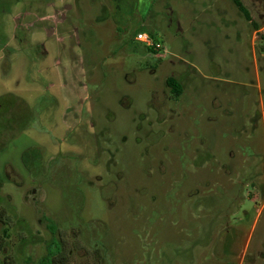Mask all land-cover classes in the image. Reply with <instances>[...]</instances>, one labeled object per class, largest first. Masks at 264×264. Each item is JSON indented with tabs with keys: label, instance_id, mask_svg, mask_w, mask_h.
Returning a JSON list of instances; mask_svg holds the SVG:
<instances>
[{
	"label": "rangeland",
	"instance_id": "1",
	"mask_svg": "<svg viewBox=\"0 0 264 264\" xmlns=\"http://www.w3.org/2000/svg\"><path fill=\"white\" fill-rule=\"evenodd\" d=\"M241 2L0 0V264H264V0Z\"/></svg>",
	"mask_w": 264,
	"mask_h": 264
},
{
	"label": "trees",
	"instance_id": "2",
	"mask_svg": "<svg viewBox=\"0 0 264 264\" xmlns=\"http://www.w3.org/2000/svg\"><path fill=\"white\" fill-rule=\"evenodd\" d=\"M232 2L234 3V5L238 8V10L243 12V15L245 17V19H248V21H251V18L249 16L248 11L246 10L245 6L243 5V3L241 2V0H232ZM138 32V30H136L134 32V35ZM147 49L155 51L151 46H146ZM166 83L169 84L170 88H171V92L172 94L177 97L180 93H181V86L179 84V82L172 76H169L166 79ZM51 259V258H50Z\"/></svg>",
	"mask_w": 264,
	"mask_h": 264
},
{
	"label": "crops",
	"instance_id": "3",
	"mask_svg": "<svg viewBox=\"0 0 264 264\" xmlns=\"http://www.w3.org/2000/svg\"><path fill=\"white\" fill-rule=\"evenodd\" d=\"M110 1H112L111 6L114 9V12L112 13V15L116 22L126 21V16L128 15V12L131 13V17L135 14V12H138L137 11L138 7H133V11H131L132 9L126 11L125 7L123 6L126 4V1L129 2V0H126V1L125 0H110Z\"/></svg>",
	"mask_w": 264,
	"mask_h": 264
},
{
	"label": "built area",
	"instance_id": "4",
	"mask_svg": "<svg viewBox=\"0 0 264 264\" xmlns=\"http://www.w3.org/2000/svg\"><path fill=\"white\" fill-rule=\"evenodd\" d=\"M134 39L136 41L144 43L145 46H151L154 50H158L161 47L158 41L153 40L150 35L143 31H138L134 35Z\"/></svg>",
	"mask_w": 264,
	"mask_h": 264
}]
</instances>
